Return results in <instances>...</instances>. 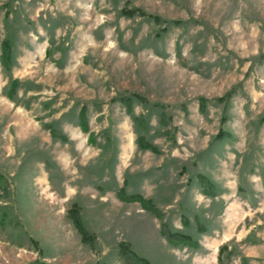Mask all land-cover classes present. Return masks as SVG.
<instances>
[{
  "label": "rangeland",
  "instance_id": "374dc122",
  "mask_svg": "<svg viewBox=\"0 0 264 264\" xmlns=\"http://www.w3.org/2000/svg\"><path fill=\"white\" fill-rule=\"evenodd\" d=\"M137 258L264 264V0H0V264Z\"/></svg>",
  "mask_w": 264,
  "mask_h": 264
},
{
  "label": "trees",
  "instance_id": "16d2710c",
  "mask_svg": "<svg viewBox=\"0 0 264 264\" xmlns=\"http://www.w3.org/2000/svg\"><path fill=\"white\" fill-rule=\"evenodd\" d=\"M155 19H156V17H154ZM8 60H9V48H8V45L6 44V43H3V45H2V56H1V62H2V64L4 65V66H8ZM81 125H82V128H84L85 126H84V124H83V122H81ZM51 132V134H56V131H54V130H52V131H50ZM139 144H140V146L141 147H145V146H148L146 143H144V142H142V140L140 139L139 140ZM150 148H152L151 146H149ZM200 181H202V179H200ZM146 208H148V206L146 205ZM78 226V225H77ZM78 229L83 233L82 235L83 236H85L84 234V231H83V229H82V227L79 225L78 226ZM167 234V233H166ZM167 236H168V234H167ZM169 237V236H168ZM170 238V237H169ZM170 240V239H169ZM171 241V240H170ZM172 242V241H171ZM178 242V241H177ZM136 261L139 263V264H149L145 259H142V258H137L136 259ZM34 264H37V262L36 263H34ZM128 264H133V263H131V261H129V263Z\"/></svg>",
  "mask_w": 264,
  "mask_h": 264
}]
</instances>
